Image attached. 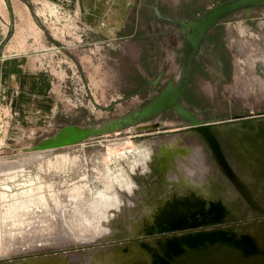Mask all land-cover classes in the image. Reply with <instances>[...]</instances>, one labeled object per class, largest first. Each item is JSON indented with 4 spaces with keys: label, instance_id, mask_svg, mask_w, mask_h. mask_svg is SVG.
<instances>
[{
    "label": "water",
    "instance_id": "water-1",
    "mask_svg": "<svg viewBox=\"0 0 264 264\" xmlns=\"http://www.w3.org/2000/svg\"><path fill=\"white\" fill-rule=\"evenodd\" d=\"M263 7L264 0H225L199 16L179 20L177 30L183 37V43L192 47L208 44L206 35L226 17L242 12L248 18L253 10ZM153 8L159 15L158 8ZM188 69V65L181 66L176 79L170 78L153 98L124 114L87 125H64L52 135L42 138L26 153L0 159V177L7 179L10 173L23 170L25 166L56 151L82 145L106 134L126 128L136 134L157 131L164 126L163 123H150L149 120L161 112L170 111L184 122L147 144L144 156L133 146L126 147L127 142L117 146L120 151L117 154L125 156V153L130 155L134 152L142 155L143 159L132 160V164L126 165L129 170L125 179L127 182L109 187L111 196L100 191L96 194L98 202L92 204V209H97L99 218L104 219V229L87 235L74 228L73 249L45 245L15 249L0 255V264H192L202 259L218 264L220 261L235 260L228 252L241 258L240 251L235 253L226 242L218 243L217 253L206 248L199 250L193 245V240L180 244L176 240L179 237L177 232L189 235L194 234L195 229L210 227L242 231L247 226L248 217L226 223L219 216L239 213L236 209L238 203H248L255 212L264 213V112L219 120L201 118L198 108L181 101ZM163 74L162 69L153 84ZM143 78L146 83L150 82ZM105 153L121 158V155ZM141 173H145L143 178L139 176ZM136 176L138 181L151 183L154 196L166 200L149 203L122 201L123 196L136 198L145 193L133 191L131 186L137 185L133 181ZM81 202L72 205L73 216L81 215ZM223 220L224 224L221 223ZM209 223L213 225L208 226ZM159 227H163L159 233L151 229ZM131 228L141 229L142 238L131 235ZM148 229L153 236L150 239L145 238ZM163 231L166 234L162 235ZM252 232L248 237L246 231L243 240L236 243L264 246V241H257L255 232ZM96 243L99 245L85 246ZM245 254L248 252L242 253ZM263 258L261 255L259 260Z\"/></svg>",
    "mask_w": 264,
    "mask_h": 264
},
{
    "label": "rangeland",
    "instance_id": "rangeland-1",
    "mask_svg": "<svg viewBox=\"0 0 264 264\" xmlns=\"http://www.w3.org/2000/svg\"><path fill=\"white\" fill-rule=\"evenodd\" d=\"M221 1L199 0L205 8ZM250 16L251 20L244 21L242 13L234 14L219 26L220 40L229 53V77L222 81L209 73L207 81L194 83L211 101L202 115L204 119L219 120L264 109V7L253 10ZM42 19L43 25L37 24L43 38L33 46L47 50V62L55 76L52 93L58 101L57 115L47 131L31 139L0 140V159L26 153L64 125L97 123L136 108L147 98L146 90L139 89L145 82L140 71L146 64L145 50L149 47L145 36L148 29L143 23L136 36L126 35L114 43H105L103 51L99 44L79 42L78 29L64 27L61 15ZM24 20L20 15L14 23L22 24L13 23L10 30L18 36L31 35L34 29ZM55 21L58 22L52 25ZM33 46L16 45L9 51ZM159 49L158 65L163 68L167 62L175 71L177 65L165 44ZM154 120H163V124L177 122L159 116ZM134 135L137 134L130 128L106 134L56 151L10 173L7 179L0 177V255L40 245L68 248L73 245L74 228L87 235L104 229V219L99 218L92 204L98 202L95 196L99 191L111 196L108 188L126 181L127 164L143 159L147 147L131 138ZM116 141L120 143H113ZM124 142L143 156L134 152L117 154V146ZM78 201H82L81 215L73 216L72 205Z\"/></svg>",
    "mask_w": 264,
    "mask_h": 264
},
{
    "label": "crops",
    "instance_id": "crops-1",
    "mask_svg": "<svg viewBox=\"0 0 264 264\" xmlns=\"http://www.w3.org/2000/svg\"><path fill=\"white\" fill-rule=\"evenodd\" d=\"M150 1L0 0V140L31 139L47 131L57 115L58 101L52 93L54 79L46 68L47 54L9 51L16 45L36 43L32 36H18L10 30L20 15L33 27L43 25L42 17L51 14L69 17L65 25L78 29L79 42L99 44L104 51L105 43H114L126 35L136 36L138 27H142L140 13ZM14 24L20 26V21ZM146 28L149 47L140 73L151 82L162 69L157 57L162 46L161 28Z\"/></svg>",
    "mask_w": 264,
    "mask_h": 264
},
{
    "label": "flooded vegetation",
    "instance_id": "flooded-vegetation-1",
    "mask_svg": "<svg viewBox=\"0 0 264 264\" xmlns=\"http://www.w3.org/2000/svg\"><path fill=\"white\" fill-rule=\"evenodd\" d=\"M154 6L158 8L159 13H160L159 15L155 13L154 8H153ZM208 8H205V6H202L199 0H178V1L152 0L148 3L146 8H144V10L141 11L140 21L144 24L145 27L148 25H155L161 28V31H159V37L162 39V43L165 44L166 49L170 51V54H171L170 58H172L177 65L176 70L174 71V70H171V66H169V64L166 62L164 64V67L162 68L164 70V74L161 76L160 80H158L157 83L153 84V81L157 79V76L159 75L160 71H158V73H155L153 81H151L150 83L144 82L139 87L140 91L146 90V93H147L146 101L153 98L158 93V90L162 87V85L166 84L170 78L176 79L180 72L181 66L188 65L189 69H188L187 84L183 92L181 101L189 103L196 108H199L200 117L202 118L203 113H205L207 107L210 106V104L208 103L211 101L209 100L207 101L205 95H202L201 91L196 89V86L194 85V83L198 85V82L200 79L207 81L209 73H215V75L222 81L228 80L229 53L227 49L224 47L222 41L220 40L219 26L222 21H224L225 19H228L232 15L226 17L224 20H222L219 24L214 26L208 32L205 38L208 44H199L196 47H192L188 43H183V37L180 35L179 31L177 30V26H179V20L182 19L186 21V20L192 19L196 16H199L202 12H204ZM242 15H243L244 21H249L252 19L251 16L247 18L244 16L243 13ZM201 100H204V101L201 102ZM206 102H207V105L205 104ZM263 112H264V109L257 110L256 112L248 111L245 114H236L234 116L258 114V113H263ZM156 116L162 117V119L164 118V119H169L172 121L176 120L177 122L176 123L173 122V124L171 123L163 124L164 126L158 129L157 131L137 134V135H141V137H137L134 135L133 137L135 141H138V142H141L147 145L153 142L157 137L164 135L165 132L174 130L182 126V124H184V122L179 117H177L170 111L161 112L153 116L149 121H153ZM230 117H233V116H230ZM230 117H227V118H230ZM154 122L163 123V120H160V121L154 120ZM144 175L145 173L139 174V176L142 178L144 177ZM137 179H138L137 176L136 178L133 177L134 183L137 184V185L131 186L133 191L134 192L136 191L145 192V193L136 198H132L127 195L123 196L122 201L149 203V202H160V201L166 200L164 198L156 197L153 195V189H151L152 188L151 183H147L145 181H138ZM236 206H237L236 209L239 211V213L241 212V214L239 213L219 214V216L223 217V219L227 221L226 223H229V221H234V220L242 221L243 218L247 219V217L248 219L252 218V220L247 219L246 221L247 226L242 231H236L238 232L236 233L234 232V230H229V228H226L227 230L224 231V228H222L221 230H217L212 227L204 228L201 230L195 229L194 234H189V235L184 234L183 231H179L177 232L179 236L176 239L177 242H180L181 244L183 242H188V241L193 240L194 242L193 245L196 246L199 250H204L206 248L207 250H209V252L214 250V252L216 253L218 250L217 248L218 243L226 242L227 246H229L228 248H231L232 251H236L235 253H238L237 250L240 251L241 258H239L237 254L232 255L231 253L228 252V255L231 258H234L235 260H233V262L220 261L218 264H264V258L262 260H259L261 255H263L264 257V246H261L259 244L243 246V245H238V243H236L239 240L241 241L243 240V237L246 231L248 232L246 234H248L247 236L249 237L250 233L253 230H255L253 231L255 233L253 232L252 233L256 235L255 236L257 238L256 240L259 242L264 241V213L255 212V210L248 203H238ZM224 220L221 223L224 224ZM210 225H213V223L208 224V226ZM161 228L163 227L151 228V229L154 230V233H159V229ZM151 229L147 230L148 232H146L147 235L145 236L146 239L151 238L152 236V233L150 232ZM130 231H131L130 232L131 235H138V238H142L141 229L131 228ZM134 232H137V233H134ZM163 234H166V232L163 231L162 235ZM185 235L187 236L185 237ZM96 245H99V244L96 243V244H89L85 246L94 247ZM172 246L175 247L174 244H172ZM81 247H84V246H81ZM73 248L74 247H68L66 249L70 250ZM179 248H182V247H179ZM171 250H174V249H171ZM244 251L248 252V254L242 255ZM192 264H216V262L213 260H203L202 259V260L193 261Z\"/></svg>",
    "mask_w": 264,
    "mask_h": 264
},
{
    "label": "built area",
    "instance_id": "built-area-1",
    "mask_svg": "<svg viewBox=\"0 0 264 264\" xmlns=\"http://www.w3.org/2000/svg\"><path fill=\"white\" fill-rule=\"evenodd\" d=\"M62 17H63V20L65 21L64 22V27H67L66 25H65V23H68L69 21H68V19H69V17H64V15H61ZM66 21H68V22H66ZM51 24L52 25H55L56 24V21L55 22H51ZM31 26V25H30ZM36 28L38 29V31H36ZM40 27H37V25L35 26V27H33L32 26V34L31 35H28L29 36V38L31 39V36L35 39V41H36V43L35 44H31L32 46L33 45H36V44H40V40H41V38H43L42 36H41V33H40V29H39ZM67 28H71V26L70 25H68V27ZM73 28V27H72ZM26 35V36H27ZM20 51H23V52H26V51H32V52H38V53H46L47 54V50L45 49V48H36L35 46H33V48L32 49H25V50H23V49H21ZM14 52H16V51H14ZM46 68H47V70L49 71V73L52 75V77H53V79H54V73H53V70H52V67H51V65L49 64V63H47V65H46Z\"/></svg>",
    "mask_w": 264,
    "mask_h": 264
},
{
    "label": "bare ground",
    "instance_id": "bare-ground-1",
    "mask_svg": "<svg viewBox=\"0 0 264 264\" xmlns=\"http://www.w3.org/2000/svg\"><path fill=\"white\" fill-rule=\"evenodd\" d=\"M21 23V22H20ZM22 24V23H21Z\"/></svg>",
    "mask_w": 264,
    "mask_h": 264
}]
</instances>
